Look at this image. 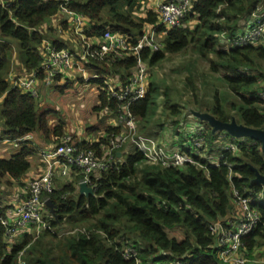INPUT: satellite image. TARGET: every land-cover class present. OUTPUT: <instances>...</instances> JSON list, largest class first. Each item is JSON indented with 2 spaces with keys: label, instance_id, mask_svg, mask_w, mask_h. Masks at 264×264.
I'll use <instances>...</instances> for the list:
<instances>
[{
  "label": "trees",
  "instance_id": "trees-1",
  "mask_svg": "<svg viewBox=\"0 0 264 264\" xmlns=\"http://www.w3.org/2000/svg\"><path fill=\"white\" fill-rule=\"evenodd\" d=\"M143 1L1 0V138L12 141L35 130L44 135L49 132L47 114L38 111V96L13 87L9 78L15 66L30 73L41 65L42 41L49 39L48 34L55 33L54 28L50 27L46 32L43 29L50 25L63 5L90 20L92 28L87 31L88 36L100 35L109 28L129 34L134 43L144 25L156 22L152 11H147L143 18L135 14L134 8L140 7ZM260 6H264V0H196L183 20L184 26L166 32L161 40L162 47L153 53L145 49L142 57L148 67L154 68L166 55L192 51L208 63L212 73L223 72L219 78L237 100L229 106L238 111L239 122L264 129V106L258 97L264 80V46L225 47L222 43L223 34L226 37L238 34L240 22ZM60 26L66 29L63 22ZM54 44L57 48H67L58 39ZM15 58L20 65H16ZM86 65L89 71H96L100 76L89 81L99 89V104L94 107L95 111L109 110L114 114L116 100L104 81L117 75L125 82L134 68V60H92ZM155 94L162 103L159 111L153 101ZM224 102L226 104L228 100ZM130 108L137 118L139 134L148 137H155L168 126L176 134L190 130L194 140L197 135L192 128L196 124L202 125L192 115L196 110L210 113L225 122L231 119L215 95L213 107L205 111L192 109L188 114L194 121L182 122L184 107L174 103L167 91L160 92L155 81H149L146 95ZM203 127L204 146L200 151L205 155L191 153V142L172 146L187 152L196 165L185 164L177 168L151 165L141 152L120 148L122 153L128 152L126 157L122 155L117 161L115 152V162L110 168L91 176L93 195L77 192L83 179V175L77 172L71 175V181L57 185L52 193L45 194L54 205L53 214L46 208L44 217L50 229H43L35 235L25 234L9 246L5 226L0 220V264H18L20 252L25 264H173L179 260L186 264H222L214 246L216 239L208 225L230 215L233 210L232 189L243 197L252 198L251 206L259 213V226L242 238L240 247L248 259L246 264H258L254 261L255 254L264 253L260 250L264 246V188L255 183L252 168L264 175V153L260 143L240 138L236 143L237 152L232 153L218 147V133L213 135L206 123ZM53 131L59 142L62 130L57 126ZM115 132L118 133L119 129L108 128L99 142L77 143V146L95 150L98 156H102L104 150L101 147L107 146L108 137ZM216 150L220 158L218 167L207 159L213 156L211 152L217 153ZM33 153L34 148L21 143L18 153L10 158H0V182L5 178L19 180L25 175L30 166L27 157ZM260 193H263V199L257 200ZM5 211L6 208L0 206V217L6 216ZM65 226L72 230L60 234L59 230ZM172 229L180 230L183 236L179 239L169 236ZM125 249H131L137 255L126 259L122 255Z\"/></svg>",
  "mask_w": 264,
  "mask_h": 264
},
{
  "label": "built area",
  "instance_id": "built-area-1",
  "mask_svg": "<svg viewBox=\"0 0 264 264\" xmlns=\"http://www.w3.org/2000/svg\"><path fill=\"white\" fill-rule=\"evenodd\" d=\"M194 1L196 0H147V2L144 0L140 7L134 8L135 14L143 18L147 11H152L156 16V22L152 25H144L141 35L136 37L134 43L129 34L109 28H106L100 35L88 36L86 33L92 28L90 20L70 11L65 5L50 25L44 27L43 32L50 27L54 28L55 32L66 30L75 39L72 50L71 48H57L54 44V40L57 39H44L41 44L43 61L38 69L30 73H11L9 78L11 85L31 96H38L39 82L52 86L58 78L67 77L68 72L74 68L83 72L85 80L100 78L98 75L85 78L83 66L92 60L113 62L132 58L134 68L125 82H122L117 75L109 76L104 81L112 98L116 100L117 111L113 114L116 122L112 128H118L119 132L112 133L108 137L107 146L101 147L104 150L102 156H98L95 150L77 146V142H73L69 134H63L49 152L42 153V159L46 163L43 173L35 176L27 184L26 197L8 207L5 211L6 216L0 217L5 226L6 242L9 246L14 245L25 234L35 235L43 229H50L48 221L44 218L48 200L46 195L56 188L57 179L64 178L71 181V175L77 172L83 175L81 182H85L92 188L91 176L107 171L115 162L113 154L120 151V148L141 152L146 162L151 165L159 164L162 167L176 168L185 164L196 165L193 158L182 149L166 148L162 146L163 144H158L153 139L139 134L137 118L130 108L134 102L142 99L149 89L150 67L144 61L142 52L145 49L151 53L159 50L162 47V37L166 32L184 26L183 20ZM60 17L63 19L60 20ZM56 22H58L57 26ZM62 22L66 24V29L61 28ZM246 24L247 28L234 37L222 35V43L225 47L264 46V14L255 16ZM189 25L193 26L190 23ZM39 74H42V77ZM260 85L258 97L261 105L264 106V80ZM104 111L110 112L109 110ZM190 127L193 126L190 125ZM192 130L196 132L197 138L191 140V153L197 156L201 153L200 148L204 146V138L201 134L205 130L198 124ZM216 143L220 149L225 151L235 153L238 150L235 139L230 141L224 132L218 133ZM200 156H203V153ZM207 159L213 166L218 167L220 164L219 156H209ZM119 160H121L120 157L117 158V161ZM231 191L232 212L219 222L209 224L208 229L216 239L214 246L222 264H246L248 259L240 250L241 240L259 226L260 216L258 211L251 206L254 202L252 198L241 196L235 189ZM260 199H263V193H260L257 198V200ZM21 254L22 252L19 253L18 264H25ZM122 255L129 259L134 258L137 253L131 249H125ZM173 264L186 263L179 260Z\"/></svg>",
  "mask_w": 264,
  "mask_h": 264
},
{
  "label": "rangeland",
  "instance_id": "rangeland-1",
  "mask_svg": "<svg viewBox=\"0 0 264 264\" xmlns=\"http://www.w3.org/2000/svg\"><path fill=\"white\" fill-rule=\"evenodd\" d=\"M145 2H147V0H145ZM138 12L142 11L138 10ZM62 19L63 17H60V20ZM55 24L57 26L58 22ZM48 35L50 40L59 39L67 46V48H71V50L73 49L72 47L75 37L70 35V32L68 33L66 30H63L55 33L52 32ZM15 63L16 65H20L17 58H15ZM18 67L19 66L14 67V72L21 73L22 70H16ZM222 76V71L216 74L212 73L207 62L201 60L198 55L194 54L192 51H187L184 53H174V55H166L164 60L157 63L154 68H150L149 81H155L156 85L160 87V92L167 91L170 93L174 103L176 102L184 107L183 112L185 113V116L182 122L190 123L194 121V119L188 114V111L190 112L192 109L205 111L210 107H213L215 95L219 97L220 104L223 106L225 113L231 118H236L239 122L240 116L238 111L229 106V104L235 103L237 100L228 92L227 85H225L223 80L219 78ZM46 93L47 95L39 96L38 104H40L41 101H45L48 109H53L57 112L54 117L56 119L60 117L63 120V128L65 129V132H67L66 128L71 130L75 123H83L84 126L96 125L97 129L101 130L102 126L107 123L106 120L109 118H111L109 123H114L115 121L112 119L111 113L104 110L98 114L101 121L97 119V115L92 109L95 104L96 93L90 85H88L87 88H85V86H75L67 89L63 94H61L60 90H55L53 88L49 93ZM225 99L228 100V103L226 104L224 102ZM153 101L155 103L156 111L161 110L162 103L156 94L153 97ZM237 107L238 105L235 104V108ZM158 117L159 116H156L155 118ZM196 121L202 124L200 127L204 128V123H201L197 119ZM78 129L87 131L85 127L83 129ZM180 132L181 134H175L171 128L166 126L160 133L152 138L158 144H163L162 146H165L166 148L176 145H186L193 140L190 130H181ZM170 133L175 135V137H172ZM182 134L189 135L184 136ZM72 141L75 142V140ZM235 141L238 142V140ZM218 152L219 151H217V153L211 152V154L213 156H218ZM0 153L2 156L5 152ZM202 153L205 155L204 152ZM127 154L128 152H124L123 158L126 157ZM59 179L56 180V187ZM59 181L66 183L68 180L61 179ZM5 183L6 181L4 180L0 182V185H4ZM2 192L3 191L0 189V194ZM70 230L72 229L69 226H65L59 230V233L67 234ZM169 236L179 239L183 236V233L180 230L172 229L169 230ZM260 250L264 252V246H261ZM254 258L255 263L261 264L264 260V253H261L260 255L259 253H256Z\"/></svg>",
  "mask_w": 264,
  "mask_h": 264
},
{
  "label": "crops",
  "instance_id": "crops-1",
  "mask_svg": "<svg viewBox=\"0 0 264 264\" xmlns=\"http://www.w3.org/2000/svg\"><path fill=\"white\" fill-rule=\"evenodd\" d=\"M264 14V6L258 7L255 11H253L249 16L244 18L240 22V28L238 30V33L241 32L243 29L247 28L246 27V22L251 21L252 19L255 18V16ZM84 67V75L85 78L87 77H92L93 75H97L98 73L96 71H89L87 68V65L83 66ZM16 70H20V67L16 68ZM15 71V70H14ZM13 71V72H14ZM21 72H25L22 70ZM16 73V72H14ZM17 74V73H16ZM99 76V75H98ZM94 79V78H93ZM92 79V80H93ZM91 79L85 80L83 77V72L80 70L74 68L71 71L68 72L67 77H64L62 79L58 78L52 86H46L42 82H39L38 85V98L41 95H47L46 92H50L51 89L55 90H60L61 94L65 93V91L69 88L75 87V86H85L87 88L88 85L92 89L95 90V104L93 105V112L96 113L97 119L101 121L99 117V111H95L94 107L99 104V89L96 84L89 83ZM38 111L40 114L46 113L47 114V128H48V133L47 135H44L41 131L35 130L32 132V134L26 135L18 140H6L0 137V152H5L2 154L0 153V158H10L13 154L18 153L21 143H24L28 145L30 148L35 149V153L33 155H30L27 157V160L30 164L29 169L25 175H23L19 180H11L9 178H5L4 180L6 183L4 185H0V189L3 191L0 194V206L4 208H8L13 206L16 202H19L23 200L26 197L25 193V188L27 184L34 179L35 176H38L43 173L46 163L42 159V153L43 152H49L52 147L58 143L57 137H55V132L53 131L54 128L57 126L60 127L62 130V135L63 134H69L72 136V139L75 140L77 143H86V144H94L99 142L100 138L104 136L108 128H112L116 122V117L112 115V119L115 120L114 123H109L111 118H109L107 123H105L101 130L97 129V126H84L82 124H77L75 123L73 128L71 130L66 128H63V120L59 117L56 119L54 115L57 113L55 110L48 109V106L46 105L45 101H41L40 104H38ZM59 116V114H58ZM103 120V119H102ZM86 128L87 131L80 130L78 128ZM2 127L0 126V136L2 134ZM99 131V132H98ZM173 131V130H172ZM174 132V131H173ZM175 133V132H174ZM172 137H175V135H172ZM176 134V133H175ZM148 137V136H147ZM76 138V139H75ZM150 139H153L152 137H149ZM154 140V139H153ZM176 140V138H175ZM155 141V140H154ZM172 147V146H171ZM6 155V156H4ZM64 179L60 178L59 180ZM3 180V181H4ZM57 181L58 185L63 184V181ZM78 187V186H77ZM50 213V212H49Z\"/></svg>",
  "mask_w": 264,
  "mask_h": 264
},
{
  "label": "water",
  "instance_id": "water-1",
  "mask_svg": "<svg viewBox=\"0 0 264 264\" xmlns=\"http://www.w3.org/2000/svg\"><path fill=\"white\" fill-rule=\"evenodd\" d=\"M192 115L197 118L199 121L206 123L213 133L216 135L220 132H225L233 139L240 138H249L256 142L260 143L261 151L264 153V129L263 128H252L245 126L243 123L238 122L236 118L232 117L229 121H222L210 113L200 112V111H192ZM118 157H122L123 153L121 151L116 152ZM255 172V183L264 188V175L258 172L255 168H252ZM77 192L84 194L86 196L93 195L94 191L90 186H88L85 182H80L77 187ZM46 206L49 209V212L53 214L54 205L50 200H47Z\"/></svg>",
  "mask_w": 264,
  "mask_h": 264
}]
</instances>
